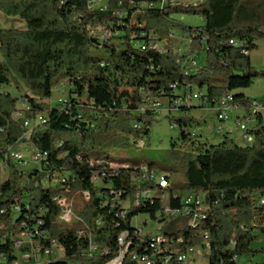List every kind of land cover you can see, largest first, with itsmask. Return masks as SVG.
I'll return each instance as SVG.
<instances>
[{"label":"trees","instance_id":"16d2710c","mask_svg":"<svg viewBox=\"0 0 264 264\" xmlns=\"http://www.w3.org/2000/svg\"><path fill=\"white\" fill-rule=\"evenodd\" d=\"M88 1L0 0L4 18L24 23L19 29H0V160L7 164L0 183V258L5 264L16 260L15 243L23 223L42 251L51 249L53 242L63 251L60 261L48 264H109L119 257L118 237L125 232V246L131 247L122 264H137L132 253L155 251L150 234L134 235L133 219L147 215L155 222L162 191L134 207L137 191L155 188L132 181L142 177L145 167L158 169L155 163L131 162L119 154L147 140L154 119L152 111L141 109L159 100L179 114L168 117L179 137L171 143L161 170L168 181L183 175L178 189L187 196L201 194L207 209L196 228L189 225L188 216L163 226L160 232L168 244L154 253L156 257H169L168 264H191L177 258L201 246L203 234L209 243L205 264H237L236 258L243 255L264 256L263 248H252L264 235V206L258 204L264 196L262 117L257 115L249 129L250 144L237 145L228 134L210 143L186 131L196 124L188 117L194 104L181 103L190 85L211 106L230 95L233 106L251 112L249 97L234 91L264 78V71L250 61L256 41L264 37V0H100L97 7ZM137 12L143 19L134 27L130 18ZM175 15L198 16L203 24L186 26ZM98 30L104 32L100 39ZM176 30L189 37L186 55L172 36ZM92 48L102 49L104 57L92 55ZM198 51L204 54L203 64L194 71L185 69ZM64 82L73 87L71 98L52 105L53 90ZM11 87L20 95L2 90ZM19 102L25 108L15 119ZM38 116L43 122L35 123ZM25 120L35 126L26 128ZM22 143L45 156L41 171L21 170L6 157ZM55 173L65 182L44 186L45 177ZM93 178H98L97 184ZM169 190L168 206L182 210V195L174 199L177 192ZM117 195L129 200L127 208L113 205ZM60 196L71 203L77 222L58 221ZM16 206L19 210L14 211ZM164 220L161 217L160 224ZM90 245L99 250L91 256ZM28 250L22 247L20 252Z\"/></svg>","mask_w":264,"mask_h":264},{"label":"rangeland","instance_id":"374dc122","mask_svg":"<svg viewBox=\"0 0 264 264\" xmlns=\"http://www.w3.org/2000/svg\"><path fill=\"white\" fill-rule=\"evenodd\" d=\"M183 3H189V4H194L199 0H179ZM100 0H94V3L90 4V6L97 7L99 4ZM175 19H178L181 21L184 25L186 26H199L203 24V20L201 17L198 16H187V15H175ZM131 25L134 27H137L139 24V20L143 19V14L140 12H137L135 14L131 15ZM23 21L16 19V18H9L6 19L4 16L0 13V29H8V28H16L19 29L23 27ZM172 36H174L177 39L178 42V48L179 52L182 55H186L188 53V48H189V37L186 36L185 33L180 32V31H172ZM96 36L102 38L104 36V32L98 30L95 34ZM257 48L253 51L250 52V61L251 65L256 69V70H262L264 71V37L256 41ZM198 55L195 56V60L198 66H201L204 62V54L202 51L197 52ZM91 54L92 55H98V56H103V50L99 49L96 50L94 48L91 49ZM196 55L195 53H193ZM191 54V55H193ZM197 66V67H198ZM196 69L192 68L190 71H194ZM81 88H85L84 85H81ZM2 90H7L14 96H19L20 94L15 90V88H2ZM194 90H196L194 88ZM73 92V87H71L67 82H64L63 84L59 85L57 89L53 90L50 103L52 105L55 104H62V102L68 100L71 98ZM235 94L242 93V94H247L249 99L251 100V105L256 103V101H259L263 104L264 107V78L258 77L254 79L252 85L249 88L246 89H238L234 91ZM161 104V111L158 114V117L156 120H153L151 127H150V133L144 142H139L138 147H132L125 149L120 152L119 156L122 159H129L131 162H137L141 164H151L155 163L156 168L165 174L168 177V174L165 173L163 170H161V164L163 160L165 159L167 152L171 149V143L172 142H178V137H179V129L178 128H171L173 122L171 121L170 118L175 115H179L177 111L171 112L168 111V105L166 100H160L159 101ZM25 108V105L22 102H19L17 105V110L18 112H21ZM215 108L214 106H211L209 104H205L203 107V110L199 112L201 114V118L197 120L198 123H201L203 126V135L209 139V141L216 142L218 141L220 134L219 132V125L220 123H217V121L214 119V111L212 109ZM242 109L245 113L247 114L246 110L244 108H237L236 110ZM233 112V111H231ZM231 112H229L231 114ZM264 115V110L261 112ZM198 115V114H197ZM247 116V115H246ZM206 121V124L204 122ZM252 115H250V120L247 121H242L244 124L249 125L252 122ZM35 126L34 124L29 125V129L31 127ZM236 126V124H235ZM193 130L196 128V126H192ZM237 127V126H236ZM201 138V137H200ZM17 151L22 153V156L24 160L27 161L26 166H21L19 167L21 170L27 171L31 170L33 168V164L30 162V156L31 153L33 152V149L31 145L27 143H22L16 148ZM114 168L117 167V165H113ZM6 178V172H4L0 176V183L2 180ZM184 181L183 175H173L169 177V184L171 190L179 193L182 195V197L185 195V191H181L178 189V186L180 187L181 184ZM166 190L165 193L167 194L166 198L162 200L164 204H167L168 199H169V191ZM158 195V194H157ZM160 196V195H159ZM64 201L66 205L70 206L71 210V203L67 200L66 197H64ZM72 213V210H71ZM73 215V213H72ZM72 217V216H71ZM147 215H140L136 219V222L139 226L143 227V233H156V231H159V228H162L165 225H170L178 221L179 219H171L167 215H164L163 218L164 223L160 222H154L150 219ZM144 220V221H143ZM78 218L73 215V218L71 222H77ZM63 223V222H62ZM69 223H64V224H69ZM146 224V225H145ZM252 248L254 249H264V235L261 237V241L257 243L252 244ZM17 257L19 261H22L24 264H48L51 261L58 262L63 258V251L59 247H52L51 252L49 257L45 258L43 256L39 255H33V256H28L27 258L22 260V255L18 253ZM206 251L203 250L200 246L192 248L190 251L187 252V259L191 260V264H205L207 262V258L205 256ZM20 262V264H23ZM62 264H66L64 261H61ZM236 263L237 264H261L264 263V256L262 255H255L251 256L250 254L248 255H243L241 257L236 258Z\"/></svg>","mask_w":264,"mask_h":264},{"label":"built area","instance_id":"2783aa9c","mask_svg":"<svg viewBox=\"0 0 264 264\" xmlns=\"http://www.w3.org/2000/svg\"><path fill=\"white\" fill-rule=\"evenodd\" d=\"M88 3L92 4V3H94V0H89ZM230 43L233 45H237V43H233L232 41ZM244 53L247 54V52H244ZM195 54L196 55L193 54L189 57V64H185V66H184L185 69L186 68H195L198 66L196 63V60H195V56H197L198 53H195ZM186 88L188 90V93H186V95H184V98L181 101L182 104H185L188 107L192 106V104H194L195 101H199L200 103H203L204 105L207 104L206 99L203 98L204 94L202 92H198L197 90H194V87H192L190 85L187 86ZM159 101L150 102L148 105L142 107L141 112H143L144 110L152 111L153 119L156 120L159 112L161 111V104ZM231 101H232V97L230 95H226V96L221 97L214 104L215 105L214 112L216 114L217 120L220 123L227 120L228 112L230 111L231 107H233V105L231 104ZM168 109H169V107H168ZM262 110H264V107H263V104L259 101H256V105H251V112H253L255 114H259L260 112H262ZM168 111H171V110L169 109ZM13 117L15 119H19L21 117V113L16 112L13 115ZM246 120L249 121L250 117H247ZM41 122H43V117L38 116L37 119L35 120V123H41ZM30 124L31 123L29 120L24 121V126L26 128H28ZM236 125L241 131V141L244 142L245 144H250L253 141V136L250 134L249 128L247 127V125L244 124L242 121L237 122ZM171 128H175V125H172ZM198 128H199V126L195 129H198ZM191 129H192V127H188L186 129V131L190 132V134L193 136L196 133V131L192 132ZM222 130H223V127L221 125H219V132H221ZM6 157L11 159L19 167H21V166L23 167V166L27 165V161L24 160L22 153H20L16 149H12V148L9 149ZM43 160L44 159H42V157L39 156L37 151H33L31 153L30 162H31V164H33V168H36L37 170L41 171ZM122 167H125V166H122ZM6 169H7V164H6L5 160L4 161L0 160V176L4 172H6ZM45 178H46V185H44V186H57V185H61L65 182V177L59 173H55V177H45ZM93 182L97 184L98 180H93ZM132 183L137 185V186H142L145 184L153 185L155 188L153 190L150 188H146L142 191H137L135 196H134V199L132 201V205L134 207H137L138 205H140V203H142L144 201L145 202L147 200L150 201L151 198L153 197L152 192H155L157 190L162 191V193L159 196L160 204H161V211L157 214L155 223L160 222L159 220L161 218V215H163V214H170V218L173 220L179 219L182 216H188L189 217V225L195 226V228H196L198 226V217L204 216V212L207 209L206 205L204 204V198L201 194H194V196H187L185 194L183 197H180L181 198L180 203L186 204V212H181L180 215H173V208H170L168 206V202H167V204H164L162 202V200L165 199L167 196L165 191L168 190V188H169V181L167 180V177L162 172H160L159 170L148 169L145 167V170L142 171V177H135V180L132 181ZM83 196H84L85 200L88 199L87 193L84 192ZM172 196L174 199H178L180 195L178 193H173ZM168 201H169V199H168ZM56 202L61 208V212L58 216V221L63 222V223L71 222L73 215L71 213L70 206L65 204L64 196L58 197L56 199ZM115 204L120 205L122 208H127L130 203H129L128 199L125 201L120 200V195H117L113 200V205H115ZM258 204L261 206H264V196H261L259 198ZM13 210L14 211L19 210L18 206L14 207ZM137 218L138 217L133 219V225L135 228L134 235L135 236H144V235L150 234L149 235V236H151L150 246L156 247V248H155V251H153L149 255H139L137 253H132L130 256L131 260L136 262L137 264H157L158 261H159V264H168L169 257H164V258L160 257V256L156 257V254H154L155 252L161 251L160 247L162 245L168 244L167 240L164 239L161 235V232H160L161 228H159V231H156V233H153V234L143 233L142 232L143 227L139 226L136 222ZM96 223L99 224L100 220H97ZM21 228L24 229V231H22L20 234L17 235V242L15 243L16 260L12 264H20V262H22V261L18 260V257L16 254L18 252H19V254L22 255V260L27 258L28 256L30 257L33 255H39V256L41 255V256L47 258V257H49L51 249L53 246L59 247L57 244H55L53 242L51 249H45L44 251H42L41 247L39 245H37L36 243H34L32 241V239L30 238V233L26 229L25 223H23V226ZM123 236H129V233L125 232V233L120 234V236L118 237L119 246H120V241H121ZM203 238H204V240H203V243L200 247L203 250H205L207 253L209 251V243L207 242V234H203ZM22 247H28L29 250L25 251V252H20V249ZM128 250H129V248H127V252H128ZM190 250H188V251H190ZM98 251L99 250L95 245H90L89 249H88V255L91 256V255L97 253ZM177 259L181 263H191V260L187 259V253L179 256ZM113 262H120V260H119V258H116L110 264H113ZM0 264H5L4 257L0 258Z\"/></svg>","mask_w":264,"mask_h":264},{"label":"crops","instance_id":"0c3cea01","mask_svg":"<svg viewBox=\"0 0 264 264\" xmlns=\"http://www.w3.org/2000/svg\"><path fill=\"white\" fill-rule=\"evenodd\" d=\"M244 95L246 97H248L247 94H244ZM203 107L204 106H201L199 101H195L193 108L188 112V117H191L194 119V121L196 122V124H195L196 128L199 126L198 129H194V130L191 129L192 132L196 131L195 134L198 135L199 137H201L202 140L209 141V139L207 137H205V135H203V133H202L203 132L202 124L197 122V120L199 118H201V116H202L201 114H199V112L203 110ZM237 108H239V107H237V106L231 107L229 112H231V111H233V112H231V114L228 112L227 120L224 122H221V123L217 120L215 112L213 113L214 119L217 121V123H220V125L223 127V130L218 135V136H220L218 141H216V142L209 141L210 143H218L222 140V137L224 134H228V136H230L237 145H245V143L241 141V131L238 127H236L237 125L235 126V124L239 121H245L247 119V117H250V115H252L253 121L249 125H247V127L249 129L253 128L256 125V123H257L256 116L257 115H260L262 117V120L264 121V115L261 112L259 114H255L253 112H250V113H247L246 114L247 116H246L242 109H240L239 111L238 110L235 111V109H237ZM212 110L214 111V109H212ZM174 111H176V110L175 109L171 110V112H174ZM204 124H206V121L204 122Z\"/></svg>","mask_w":264,"mask_h":264},{"label":"bare ground","instance_id":"6f19581e","mask_svg":"<svg viewBox=\"0 0 264 264\" xmlns=\"http://www.w3.org/2000/svg\"><path fill=\"white\" fill-rule=\"evenodd\" d=\"M253 105H256V103H254ZM39 156H41L42 159L45 158V156L43 154H41V153L39 154ZM142 170L144 171L145 169H142ZM93 180H98V178H93ZM189 196H193V195H189ZM181 212H186V204H183V209L182 210L173 211V215H180ZM164 215H167L168 217H170V214H163V215H161V217L163 218ZM126 242H127V236H123L121 241H120V251H119V257H118L120 262H113V264H122V261H123L124 257L127 254V248H130L129 244L125 246Z\"/></svg>","mask_w":264,"mask_h":264},{"label":"water","instance_id":"95a60500","mask_svg":"<svg viewBox=\"0 0 264 264\" xmlns=\"http://www.w3.org/2000/svg\"><path fill=\"white\" fill-rule=\"evenodd\" d=\"M110 264V263H109Z\"/></svg>","mask_w":264,"mask_h":264}]
</instances>
